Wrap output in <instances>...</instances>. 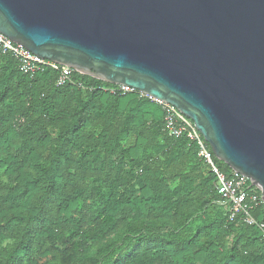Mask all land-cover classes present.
Returning <instances> with one entry per match:
<instances>
[{
  "label": "trees",
  "instance_id": "trees-1",
  "mask_svg": "<svg viewBox=\"0 0 264 264\" xmlns=\"http://www.w3.org/2000/svg\"><path fill=\"white\" fill-rule=\"evenodd\" d=\"M57 76L0 54V264H264L261 230L229 219L156 103ZM249 215L264 224V205Z\"/></svg>",
  "mask_w": 264,
  "mask_h": 264
},
{
  "label": "water",
  "instance_id": "water-1",
  "mask_svg": "<svg viewBox=\"0 0 264 264\" xmlns=\"http://www.w3.org/2000/svg\"><path fill=\"white\" fill-rule=\"evenodd\" d=\"M0 33L173 105L264 205V0H0Z\"/></svg>",
  "mask_w": 264,
  "mask_h": 264
},
{
  "label": "built area",
  "instance_id": "built-area-1",
  "mask_svg": "<svg viewBox=\"0 0 264 264\" xmlns=\"http://www.w3.org/2000/svg\"><path fill=\"white\" fill-rule=\"evenodd\" d=\"M0 54L12 56L16 60L18 68L23 74L32 76L37 72H42L47 68H51L58 70V76L55 81L56 86L73 84L71 79L72 73L74 72L73 69L40 58L21 44L12 42L1 33ZM109 91L113 94L137 92L133 88L122 85L110 88ZM139 94L151 99L161 108L164 114L163 121L165 123V129L169 136L178 137L185 135L190 142L195 143L197 147V157L202 162L204 169L213 173L215 176L214 187L220 196L219 203L228 207L229 219L231 220L235 216L240 215L244 223L250 225L254 224L261 230L262 239L264 240V224L256 223L249 215V210L252 207L262 204L260 192L257 187H255L246 176L241 175L234 170L230 169L227 173L221 171L214 163V156L210 147L197 131L193 122L178 111L173 105L150 98L141 93Z\"/></svg>",
  "mask_w": 264,
  "mask_h": 264
}]
</instances>
